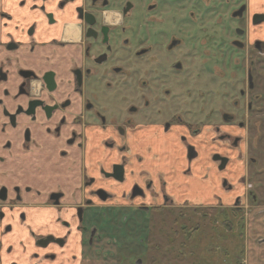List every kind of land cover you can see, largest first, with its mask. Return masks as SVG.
<instances>
[{"label":"flooded vegetation","instance_id":"obj_1","mask_svg":"<svg viewBox=\"0 0 264 264\" xmlns=\"http://www.w3.org/2000/svg\"><path fill=\"white\" fill-rule=\"evenodd\" d=\"M232 220L264 264V0H0V264H161Z\"/></svg>","mask_w":264,"mask_h":264},{"label":"rangeland","instance_id":"obj_2","mask_svg":"<svg viewBox=\"0 0 264 264\" xmlns=\"http://www.w3.org/2000/svg\"><path fill=\"white\" fill-rule=\"evenodd\" d=\"M158 29L161 30V37H167L174 31L180 32L178 27L165 26ZM161 41H164V38H161ZM238 224L232 220L231 230L219 226L218 230L205 231L206 233L198 232L195 238L202 242L198 248L194 244L188 246L190 243L187 245L188 249L181 246L171 247L174 250L167 248L166 252H161L162 259H165V261H161V264H236L240 253L248 249L244 238V228H241L240 224L239 228ZM241 233L243 235H240ZM189 249L192 250L189 251ZM177 253L183 258L177 256ZM250 264L255 263L250 262Z\"/></svg>","mask_w":264,"mask_h":264}]
</instances>
